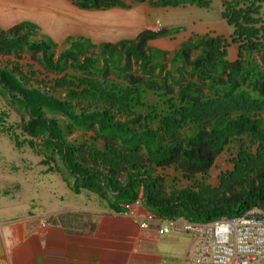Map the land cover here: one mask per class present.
<instances>
[{"label": "trees", "instance_id": "16d2710c", "mask_svg": "<svg viewBox=\"0 0 264 264\" xmlns=\"http://www.w3.org/2000/svg\"><path fill=\"white\" fill-rule=\"evenodd\" d=\"M83 11L206 9L211 0H66ZM228 38L192 35L175 52L147 46L182 28L143 31L93 44L68 38L63 50L21 22L0 29V95L19 116L0 132L27 145L45 172L73 194L87 191L122 213L138 197L154 218L203 224L264 212V0H220ZM237 57L227 60V48ZM27 54L39 67L18 64ZM17 127L18 134L14 133ZM72 137V141L69 138ZM226 153L232 169L208 183ZM171 174V175H169ZM171 176V177H170Z\"/></svg>", "mask_w": 264, "mask_h": 264}, {"label": "crops", "instance_id": "0c3cea01", "mask_svg": "<svg viewBox=\"0 0 264 264\" xmlns=\"http://www.w3.org/2000/svg\"><path fill=\"white\" fill-rule=\"evenodd\" d=\"M3 1L11 2L18 8L29 6V2L34 0ZM217 2L219 21L202 20L201 25L227 24L221 16V2ZM124 3L129 6L132 4L129 1ZM142 5H145V20L151 18L153 9L146 4ZM79 13L90 15L101 12L79 10ZM153 17L155 19L156 16L153 14ZM157 23L161 29L183 27L170 23L161 24L155 19L147 30L156 31ZM208 27L205 26L203 31L190 33L170 50L157 48L159 42L176 40L184 28L172 38L151 40L147 46L175 52L192 35L229 37L216 33L212 26ZM77 36L96 45L101 43L96 40L93 32L85 30ZM232 46L235 47L237 57L235 45L229 46L227 50ZM0 134L5 136L1 132ZM10 143L14 146L12 141ZM30 151L39 159L38 166L29 161H21L16 167L3 163L1 170L0 165V264H184L192 243L190 235L184 238L187 244L183 245L181 236L186 234L177 229L170 228L167 234H158L161 227L159 219H153L146 228L140 227L141 222L149 215L142 206L116 213L96 195L88 194L87 191L74 194L76 199H71L72 201L65 200V192L60 194L56 186L58 179L63 183L60 176L45 172L46 167L40 164L41 158L33 150ZM0 160L2 161L1 156ZM6 168L10 169V173H19L20 180L5 182L3 178L8 175ZM30 174L34 177L33 183L30 181ZM26 175L28 178L25 180ZM63 185L66 191H70L64 183ZM83 193L87 195L82 196ZM95 196L97 200L94 199Z\"/></svg>", "mask_w": 264, "mask_h": 264}, {"label": "rangeland", "instance_id": "374dc122", "mask_svg": "<svg viewBox=\"0 0 264 264\" xmlns=\"http://www.w3.org/2000/svg\"><path fill=\"white\" fill-rule=\"evenodd\" d=\"M219 3L217 0H211V4L206 9H195V8H152L153 13L151 18L145 20V5L142 4H131L129 10H111L109 12H101L95 14H80L79 10L73 6L69 1L66 0H34L29 2V6H20L18 8L11 2L0 1V29L7 30L12 26L21 22H29L36 25L40 34L36 37L39 40L42 38H49L54 43L59 45V48L55 50V56H57L62 50V44L68 38H78L80 33L93 32L96 34V40L101 43L115 44L121 40H133L141 32L151 28L157 19L161 24L170 23L172 25L183 26V31L174 41L164 40L159 42L157 48L172 49L178 45L185 37L192 32H200L205 30V26H212L213 30L224 36L230 35L232 28L227 24L212 25H201L202 20L219 21ZM42 6V7H40ZM33 8V10H30ZM188 9V10H186ZM77 12V13H76ZM79 13V14H78ZM153 14L156 16L155 19ZM207 24V23H206ZM149 25V27H147ZM159 25V24H158ZM160 29V25L155 27ZM236 57L235 47H230L227 50V59L233 61ZM16 63L13 56H2L0 55V67L11 68ZM18 64L24 71L26 65H32L35 70L39 71V67L32 61L29 55L21 54ZM0 95V113H6L4 115L5 122L7 125H18L20 116L13 110L6 106L4 98ZM14 133L18 134L17 127L14 129ZM6 136V135H5ZM0 134V160L1 170L3 166L10 164L12 167L20 165L22 161H29V163L38 166V158H35L27 145L20 148H15L11 145L9 139ZM72 141V137L69 138ZM228 156L223 153L217 160L215 165L210 170V177L208 183L211 186H217L219 176L232 169L231 164L228 161ZM20 167V166H19ZM35 169V168H34ZM10 170V169H9ZM6 168L8 175L4 176V181H11L12 179L20 180L19 173H10ZM13 171V170H11ZM171 175V174H169ZM25 176V180L28 178ZM53 178L55 176H52ZM171 177V176H170ZM10 179V180H9ZM34 177L30 174V181L33 183ZM57 190L60 194H63L65 200L70 201L76 199L74 194L70 191H66L63 183L58 179ZM43 191V188H42ZM85 192V191H84ZM87 193V192H85ZM83 193L82 196L87 195ZM89 194V192H88ZM96 197V196H95ZM94 199H98L97 197ZM71 200V201H72ZM253 209L249 212H255ZM188 234L183 235L182 244H187L184 241ZM188 237V236H187Z\"/></svg>", "mask_w": 264, "mask_h": 264}, {"label": "built area", "instance_id": "2783aa9c", "mask_svg": "<svg viewBox=\"0 0 264 264\" xmlns=\"http://www.w3.org/2000/svg\"><path fill=\"white\" fill-rule=\"evenodd\" d=\"M140 206L138 197L124 208ZM153 219L148 215L140 227L146 228ZM170 228L192 237L184 264H264V212L259 210L203 224L161 220L158 234L165 235Z\"/></svg>", "mask_w": 264, "mask_h": 264}]
</instances>
